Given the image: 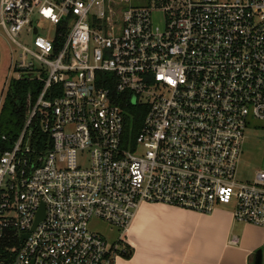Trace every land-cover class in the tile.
Returning a JSON list of instances; mask_svg holds the SVG:
<instances>
[{
    "label": "built area",
    "instance_id": "obj_1",
    "mask_svg": "<svg viewBox=\"0 0 264 264\" xmlns=\"http://www.w3.org/2000/svg\"><path fill=\"white\" fill-rule=\"evenodd\" d=\"M0 20L17 78L43 83L0 156V264H116L147 204L234 202L236 221L264 229V170L236 180L264 121V0H0Z\"/></svg>",
    "mask_w": 264,
    "mask_h": 264
},
{
    "label": "crops",
    "instance_id": "obj_2",
    "mask_svg": "<svg viewBox=\"0 0 264 264\" xmlns=\"http://www.w3.org/2000/svg\"><path fill=\"white\" fill-rule=\"evenodd\" d=\"M125 239L133 255L116 264H253L264 246V229L236 221L233 211L221 207L204 215L147 204Z\"/></svg>",
    "mask_w": 264,
    "mask_h": 264
},
{
    "label": "rangeland",
    "instance_id": "obj_3",
    "mask_svg": "<svg viewBox=\"0 0 264 264\" xmlns=\"http://www.w3.org/2000/svg\"><path fill=\"white\" fill-rule=\"evenodd\" d=\"M38 27L44 36L53 38V28L49 23L42 22ZM17 40L28 47L32 44V36L21 35ZM20 55L21 49L11 41L0 26V108L10 80L18 77L17 73L13 71V66L21 60ZM36 67L39 68V64H36ZM260 170H264V121L256 122L246 133L238 161L236 180L242 183L252 182ZM221 208L234 211L235 204L232 202L231 205ZM92 228L107 237L111 243L118 238V230H111L110 226L103 222H94Z\"/></svg>",
    "mask_w": 264,
    "mask_h": 264
},
{
    "label": "trees",
    "instance_id": "obj_4",
    "mask_svg": "<svg viewBox=\"0 0 264 264\" xmlns=\"http://www.w3.org/2000/svg\"><path fill=\"white\" fill-rule=\"evenodd\" d=\"M18 72L15 70V73ZM42 88L41 81L27 75H23L20 79L10 80L0 108V156L5 150L10 149L20 136L28 111L36 103ZM127 110L130 113L128 127L135 133L142 123L143 115L133 106H128ZM121 254L124 258H130L133 255V249L126 246L125 252Z\"/></svg>",
    "mask_w": 264,
    "mask_h": 264
},
{
    "label": "water",
    "instance_id": "obj_5",
    "mask_svg": "<svg viewBox=\"0 0 264 264\" xmlns=\"http://www.w3.org/2000/svg\"><path fill=\"white\" fill-rule=\"evenodd\" d=\"M44 218V210L42 209L38 215L37 221L34 225V228L37 226V224ZM26 238V237H24ZM253 264H263V250L259 249L253 257Z\"/></svg>",
    "mask_w": 264,
    "mask_h": 264
}]
</instances>
